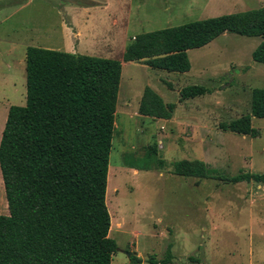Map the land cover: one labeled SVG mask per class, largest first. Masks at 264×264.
I'll use <instances>...</instances> for the list:
<instances>
[{
	"label": "rangeland",
	"instance_id": "1",
	"mask_svg": "<svg viewBox=\"0 0 264 264\" xmlns=\"http://www.w3.org/2000/svg\"><path fill=\"white\" fill-rule=\"evenodd\" d=\"M103 1L0 0V138L9 107L25 104L28 46L122 62L137 35L264 7V0H110L103 15L94 12L97 37L76 51L71 27L67 34L62 28L73 21L69 10ZM260 40L221 34L188 51L185 73L122 62L106 193L109 236L118 246L111 264H129L133 253L161 258L169 244L171 264H264V183L228 180L241 171L264 173V118H252L257 137L220 128L249 113L252 90L264 88V64L252 59ZM188 85L210 92L180 100ZM145 86L175 103L169 119L139 113ZM179 160L203 161L216 172L179 176L172 167ZM0 214H8L1 172Z\"/></svg>",
	"mask_w": 264,
	"mask_h": 264
},
{
	"label": "trees",
	"instance_id": "2",
	"mask_svg": "<svg viewBox=\"0 0 264 264\" xmlns=\"http://www.w3.org/2000/svg\"><path fill=\"white\" fill-rule=\"evenodd\" d=\"M227 32L261 38L252 59L264 64V7L137 35L126 46L122 62L185 73L191 68L189 50ZM122 62L26 48L25 104L9 107L0 138L8 208V214H0V264H111L118 246L109 236L106 188ZM209 92L202 85H188L178 93L185 100ZM175 106L145 86L138 111L169 119ZM252 118H264V88L252 90L249 113L220 123V128L257 137ZM172 167L183 177L205 178L216 172L198 160L175 161ZM228 180L264 183V173L241 171ZM172 260L169 244L163 257L143 259L133 253L129 264Z\"/></svg>",
	"mask_w": 264,
	"mask_h": 264
},
{
	"label": "crops",
	"instance_id": "3",
	"mask_svg": "<svg viewBox=\"0 0 264 264\" xmlns=\"http://www.w3.org/2000/svg\"><path fill=\"white\" fill-rule=\"evenodd\" d=\"M109 1L110 0H105L101 3H98V2H93L95 3V6H93L92 8H86V7H82V6H75L74 8H71V10H69V12L71 13V17H72V22L70 23L71 24V30H72V33H73V36L76 37L77 39V44H76V48L75 50L77 51V47L80 46L81 43L83 42H86L89 40H92L94 39V36L97 37L96 33H95V29L96 27L93 26V25H98L99 23L97 21H92L93 20V15H94V12L97 10L98 13H101L103 15V13L107 10V8L110 6L109 4ZM85 5V4H84ZM65 14H67L65 12ZM109 16V14H108ZM81 18V21H79L78 19ZM85 19V20H84ZM115 19V17L112 18V20ZM110 20V19H109ZM103 23V22H102ZM67 25V24H66ZM65 26V25H64ZM90 28V30L92 31V34L91 33H88V34H84V37H83V32L85 29L87 28ZM64 28V30L66 31L65 33L67 34V30H68V25L65 26V27H62ZM104 39V36L103 34H98V37ZM89 42V41H88ZM102 42V41H101ZM39 47H42V46H39ZM46 47V46H45ZM69 50V49H68ZM69 52V51H68ZM73 52V50H72ZM78 53V51H77ZM109 53V50L108 52ZM106 58H110V57H106ZM112 58V57H111ZM123 66V65H122ZM181 89V88H180ZM179 89V90H180ZM179 92V91H178ZM199 97V96H198ZM196 98V97H195ZM161 120V119H160ZM162 120H167V119H162ZM107 189V188H106Z\"/></svg>",
	"mask_w": 264,
	"mask_h": 264
},
{
	"label": "water",
	"instance_id": "4",
	"mask_svg": "<svg viewBox=\"0 0 264 264\" xmlns=\"http://www.w3.org/2000/svg\"><path fill=\"white\" fill-rule=\"evenodd\" d=\"M127 254H128V256H130V255H131V253H129V252H128Z\"/></svg>",
	"mask_w": 264,
	"mask_h": 264
}]
</instances>
